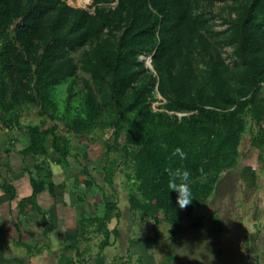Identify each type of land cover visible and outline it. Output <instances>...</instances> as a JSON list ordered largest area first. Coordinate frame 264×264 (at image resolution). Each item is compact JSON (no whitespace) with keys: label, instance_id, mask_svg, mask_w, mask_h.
<instances>
[{"label":"trees","instance_id":"trees-1","mask_svg":"<svg viewBox=\"0 0 264 264\" xmlns=\"http://www.w3.org/2000/svg\"><path fill=\"white\" fill-rule=\"evenodd\" d=\"M219 4L225 15L215 11ZM263 91L264 0H93L90 8L0 0V120L20 127L35 108L44 119L26 126L31 145L23 152L52 147L62 162L71 153L68 138L57 133L61 125L80 136L113 129L114 147L127 154L132 145L148 158L152 213L178 181L211 177L203 184L210 187L235 165L244 108L259 127L252 145L264 147ZM117 165L108 157L103 166L110 185ZM33 186L34 202L44 186ZM188 186L194 193L186 197L187 212L202 202L194 195L201 187ZM106 235L102 247L110 244Z\"/></svg>","mask_w":264,"mask_h":264},{"label":"rangeland","instance_id":"rangeland-1","mask_svg":"<svg viewBox=\"0 0 264 264\" xmlns=\"http://www.w3.org/2000/svg\"><path fill=\"white\" fill-rule=\"evenodd\" d=\"M92 1L67 0L72 6L85 8H90ZM215 11L223 15L227 12L223 11L221 4L215 7ZM217 21L221 22L219 18ZM66 86L67 83L63 82L57 87L60 95ZM158 104L154 103L155 106ZM36 111L29 108L23 114L22 127L42 123L44 118L39 117ZM239 116L244 130L240 133L239 156L235 165L219 173L210 187H203V184L209 183L211 177H200L179 186L178 181L165 206L155 213L150 211L149 163L142 151L129 145L127 154H124L121 148L114 147L111 128L80 136L68 133L61 125L57 133L69 140L70 159L75 170L88 169L87 173L84 172L86 194L87 190H96L98 183L106 187L108 196L101 193L100 197L103 203L100 248L105 240L104 229L111 230L114 227L111 221L116 217V210L106 208V202L116 201L127 218L123 225L117 226L121 232V245L139 264H250L255 263L254 257L257 264L263 263L264 235L257 232V226L262 216L261 203H264V147L258 148L251 143L252 134H258L259 127L252 121L249 110L244 108ZM45 122L42 126L47 128L50 122ZM118 141L121 147L123 135ZM108 157L118 159L113 186L102 180L103 166ZM190 183L201 187L194 195L202 202L198 209L187 212L184 209L186 197L194 193L188 186ZM131 203L136 208L128 210ZM208 213L212 215L203 218L200 225H194ZM155 223L158 225L156 230Z\"/></svg>","mask_w":264,"mask_h":264},{"label":"crops","instance_id":"crops-1","mask_svg":"<svg viewBox=\"0 0 264 264\" xmlns=\"http://www.w3.org/2000/svg\"><path fill=\"white\" fill-rule=\"evenodd\" d=\"M30 145L26 127L9 128L0 120V264H139L121 245L117 226L127 218L120 207L116 209L120 216L111 221L114 227L104 229L105 239L110 232V244L100 248V197L108 196L106 187L98 183L86 194L84 168L75 170L70 156L62 162L52 147L47 154H25L23 149ZM105 176L103 170L102 180L107 183ZM33 182L44 186L34 202L30 200ZM261 204L262 216L256 222L263 236ZM261 256L264 260V251ZM253 260L250 264H257Z\"/></svg>","mask_w":264,"mask_h":264},{"label":"water","instance_id":"water-1","mask_svg":"<svg viewBox=\"0 0 264 264\" xmlns=\"http://www.w3.org/2000/svg\"><path fill=\"white\" fill-rule=\"evenodd\" d=\"M147 58H148L147 64L151 66L152 65L153 56H149Z\"/></svg>","mask_w":264,"mask_h":264},{"label":"bare ground","instance_id":"bare-ground-1","mask_svg":"<svg viewBox=\"0 0 264 264\" xmlns=\"http://www.w3.org/2000/svg\"><path fill=\"white\" fill-rule=\"evenodd\" d=\"M89 0H80V2L87 3Z\"/></svg>","mask_w":264,"mask_h":264}]
</instances>
